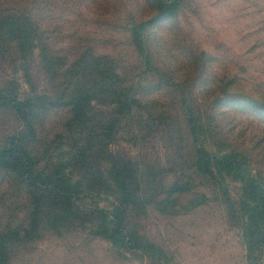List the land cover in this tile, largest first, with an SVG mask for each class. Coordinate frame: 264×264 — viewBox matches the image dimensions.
Masks as SVG:
<instances>
[{
	"label": "rangeland",
	"instance_id": "1",
	"mask_svg": "<svg viewBox=\"0 0 264 264\" xmlns=\"http://www.w3.org/2000/svg\"><path fill=\"white\" fill-rule=\"evenodd\" d=\"M54 1L60 7H55L51 15L61 17L56 27H61L62 35L56 36L52 46L65 50L69 63L77 53L70 50L72 40L64 34L89 33L85 38L92 43L96 55L114 59L120 64L121 76L129 78L124 77L126 84L137 79L136 87L141 93H150L136 97L143 104L159 102L156 109L169 111L171 117L155 122L143 108L124 118L111 100L100 95L91 101L83 130L70 134L64 124L68 112L51 111L48 100L39 99L42 95L58 98V90L51 89V78L41 68L39 50L30 62H25L29 64V82L24 62L13 52L0 62V148L9 137L20 134L31 158L42 169L48 168L55 154L69 155L76 147L92 144L95 149L89 157L69 166L66 174L84 181L89 194L83 204L106 210H112V203L119 198L108 174L112 163L99 159L106 150L121 165L143 177L154 171L160 183L168 186L177 179L184 182L183 176H189L194 188L177 199L180 205L187 206L177 212L163 214L148 201L131 212L127 225L146 241L140 242L148 245L143 254L136 249H112L106 238H93L88 229L75 225L59 235L44 230L34 234L31 250H19L12 264H247L242 238L244 211L246 201L252 202L258 194H250L252 187L243 178L236 179L233 170L235 163L244 161L248 177L254 176L260 186L264 185V0H179L173 18L151 23L148 22L157 13L150 0ZM79 17L83 20L77 21ZM140 23H147L140 40L142 50L150 58L149 68L138 60L128 42L127 31ZM185 53L188 61L182 65ZM211 65L222 83L215 95L220 102L214 105L209 121L212 110L209 101L203 103L199 99V83L205 80ZM180 90L201 102L198 111L204 124L208 123L198 137L203 140L202 145L217 156H225L226 165L233 163L222 174L216 169L215 175L206 176L194 171L186 124L180 112L178 115L173 111L180 101ZM11 99L20 104L21 112L11 108ZM8 101L10 104L4 105ZM23 116H31L28 120L35 124L32 130ZM108 121L112 130L107 131ZM179 130H184V135ZM44 146L49 152L43 155ZM96 147L100 149L97 151ZM36 172L33 169L34 175ZM3 176L0 168V227H11L24 217L29 193L17 191ZM149 195L146 194L147 199ZM156 196L163 198L164 194ZM197 196H203L205 202L196 207L189 205L188 200ZM47 204L43 205V213L46 206L49 208ZM259 262L264 264V257Z\"/></svg>",
	"mask_w": 264,
	"mask_h": 264
},
{
	"label": "trees",
	"instance_id": "2",
	"mask_svg": "<svg viewBox=\"0 0 264 264\" xmlns=\"http://www.w3.org/2000/svg\"><path fill=\"white\" fill-rule=\"evenodd\" d=\"M150 1L151 7L155 8L157 14L148 23L153 20L173 18L180 6L179 0ZM55 7L59 8L60 5L54 0H0V62H4L13 52H16L17 58L21 60V63L24 62L22 65L25 66L24 70L29 82V64L25 62H30L35 51L39 50L37 55L41 61V68L51 78V89L54 92L58 90L56 92L58 98L56 99H49L44 95L39 99L48 100L51 111L59 109L68 112L64 124L70 134L73 130V134L77 129L80 130L77 134L83 130L87 116L90 114L91 101L98 99L100 95L111 100L118 113L124 118L132 114L135 109L143 108L151 113L150 115L153 117L149 118L155 122L162 120L163 117H165L164 119L171 117L169 111L160 112L156 109L157 106H160L159 102L150 101L143 104L141 99L136 97L137 94L150 93H141L136 87L137 79L132 78L131 83L126 84L125 78H129L121 76L120 64L114 59L107 55H96L92 43L86 39L89 33L83 34L75 32V30V33L64 34L65 38L72 40L73 46L70 50L72 49L77 53V56L69 63L70 59L65 54V50L52 46L56 36L62 35L61 27H56V22H59L57 19L61 20V17L51 15V11H55ZM29 11H31V15ZM80 20L83 19L77 18V21ZM145 24L140 23L138 26H131L127 31V37L138 60L140 59L144 65L146 62L149 68L150 58L142 50L140 40L141 32L146 27ZM37 44L39 47H35ZM198 54V56L204 57L202 52H198ZM184 55L186 59L182 65L188 61V54L185 53ZM213 70L215 68L211 65L209 74L207 73L205 80L199 83V87L202 86L199 99H203V103L209 101V109L212 110L210 114L208 113L209 121L212 118L213 108L220 102V98L215 95L218 90H221L220 84L222 83V78L213 73ZM129 77L131 78V76ZM192 82L194 83V79ZM223 87H226L224 82ZM8 89L12 90L9 86ZM222 90L224 91V89ZM227 91L229 92V90H225V93ZM180 92V101L176 107L174 105L173 111L178 115L180 112V116L186 124V134L190 138L192 148L194 171L201 172L206 176L208 174L215 175L214 169H216L217 173L222 174L226 167L233 163L226 165L225 156H217L202 145L203 140L198 137L206 130L208 123L204 124V119L198 111L200 100H195L191 94L186 95L181 90ZM9 95H12L11 92ZM10 101H12L11 108L21 112L20 104L15 99ZM10 101L4 102V105L10 104ZM175 108H178V111ZM23 114L25 112H22ZM30 117L23 116L22 119L29 129L32 126L30 129L32 130L35 124H30L31 122L28 120ZM105 124H107V131L112 130L109 121ZM183 131L179 130V134L184 135ZM98 141L101 142L102 140ZM94 149L92 144L87 143L83 148L82 146L74 148V151L72 150L69 155L55 154L48 168L38 169L36 160L31 158L30 150L20 134L11 136L4 142V146L0 148V168L4 175L2 179L14 186L17 191L28 192L29 201L27 200L25 203V215L23 218L21 217L18 223L12 224L11 227H0V264H12L19 250L24 251L28 248L31 250L30 239H33L31 236L34 234L44 230V232L54 231L59 235L63 230L75 225L83 230L88 229V233L93 238H106L111 242L112 249L123 247L126 252L136 249L143 254L148 249V245L140 244V242L146 241L127 225L128 219L132 217L131 212L138 206L145 205L144 203L147 201L150 204L155 203V207H159V211L163 214L177 212L179 209L187 207L180 205L177 199L193 190L191 177L183 176L186 181L182 182L181 179H177V181L165 186L157 179L154 171L152 174L147 172V176L143 177L141 176L142 173L137 174V172L130 171L126 166L121 165L120 161L116 160L107 150L101 152L99 159L108 160L112 163L108 174L119 198L112 203V210L99 208L95 204H83L82 201L88 197L89 190L84 188V181L81 178L66 174V169L71 165L74 166L83 162ZM99 149L96 147L97 151ZM44 152H49L47 146H44L41 154L44 155ZM33 169L37 171V174H33ZM247 169L246 162L240 161L235 163L233 170L236 179L243 178L245 184L252 187L250 194H258V198H254L253 203L246 201L244 211L242 238L246 250L245 261L247 264H261L259 261L264 257V185L260 186L254 176L249 178ZM143 173L145 175L146 171ZM57 176L59 177L57 178ZM100 177L102 178L101 175ZM148 193L150 195L147 199L146 194ZM161 193L164 194L163 198H157L156 195ZM90 197L93 198L94 196ZM203 198V196H197L189 199L188 204H194L196 207L205 202H203ZM44 203H48L49 208L46 206L43 213ZM183 210L187 212V209ZM18 235L19 238H17Z\"/></svg>",
	"mask_w": 264,
	"mask_h": 264
}]
</instances>
